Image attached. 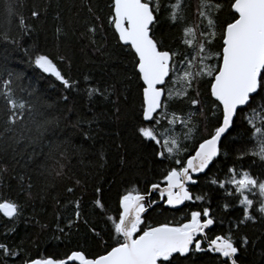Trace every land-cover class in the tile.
Masks as SVG:
<instances>
[{
	"label": "trees",
	"instance_id": "16d2710c",
	"mask_svg": "<svg viewBox=\"0 0 264 264\" xmlns=\"http://www.w3.org/2000/svg\"><path fill=\"white\" fill-rule=\"evenodd\" d=\"M143 1L155 16L151 37L172 57L148 122L136 56L113 30V0H0V204L15 209L0 213V264L108 252L122 242L120 201L163 185L220 125L210 87L234 0ZM194 179L178 209L152 195L135 236L208 214L209 237L230 241L237 264H264V69L218 156ZM158 264L229 263L191 248Z\"/></svg>",
	"mask_w": 264,
	"mask_h": 264
},
{
	"label": "water",
	"instance_id": "95a60500",
	"mask_svg": "<svg viewBox=\"0 0 264 264\" xmlns=\"http://www.w3.org/2000/svg\"><path fill=\"white\" fill-rule=\"evenodd\" d=\"M236 19L224 30L221 63L213 77L210 92L222 110V120L216 131L199 143L193 154L186 158L184 166L168 173L163 185H152L147 193L134 194L120 201L118 233L122 242L96 258H86L80 252L72 253L66 261L36 259L26 264H158L171 256L186 255L194 243V237L205 238V231L212 226L206 214L201 222L195 214L180 228L156 225L135 236L134 226L150 209L152 195L170 209H178L191 201L188 186L202 174L219 154L222 137L231 126L239 108L244 107L258 89L259 78L264 69V0H234L231 5ZM113 30L122 45L129 46L136 56V70L143 84V119L150 121L160 110L164 89L169 77L171 53L158 48L151 37V25L155 16L151 6L143 0H113ZM45 71L54 72L53 67ZM0 213L13 216L11 204H0ZM201 241L195 242L198 248ZM207 250L235 261L236 248L221 236L208 242Z\"/></svg>",
	"mask_w": 264,
	"mask_h": 264
},
{
	"label": "flooded vegetation",
	"instance_id": "af4514ba",
	"mask_svg": "<svg viewBox=\"0 0 264 264\" xmlns=\"http://www.w3.org/2000/svg\"><path fill=\"white\" fill-rule=\"evenodd\" d=\"M194 215H195V214H194ZM197 215H198V220H199V221L203 222V221L206 220V218H205L206 216L201 217L199 214H197ZM212 225H213V223H212ZM211 227H212V226H211ZM211 227H210V228H211ZM210 228H209V229H210ZM209 229H207V230L205 231V238H203L202 236H196V237H194V243H193V245L191 246V248H194V249L197 250V251H208V252H210L211 254L218 255V256H220L221 258L227 260L228 263L230 264L229 260L226 259V258H224V257H222L220 254H215V253H213V251L207 250L208 242L214 240L216 237L219 236V235H217V236H214V237H209V234H208V232H207ZM221 237H222V236H221ZM224 239H225V238H224ZM198 240L201 241V244H200V246L197 248V247L195 246V242L198 241ZM226 240H227V239H226ZM191 248H190V249H191Z\"/></svg>",
	"mask_w": 264,
	"mask_h": 264
},
{
	"label": "rangeland",
	"instance_id": "374dc122",
	"mask_svg": "<svg viewBox=\"0 0 264 264\" xmlns=\"http://www.w3.org/2000/svg\"><path fill=\"white\" fill-rule=\"evenodd\" d=\"M214 32V33H213ZM215 33H218V35L220 34V32H218V28H214L213 31H212V35H214ZM217 65V61L214 63V65L210 68V71L214 72V69ZM145 134L146 136H149V133L147 131H145ZM249 184H251V180L247 179V178H242L240 181H238V184L239 185V188H242V189H248L249 187ZM261 190L264 191V182L261 183L260 187H259ZM243 204H244V208L245 210H247V207H248V202L244 199L243 200Z\"/></svg>",
	"mask_w": 264,
	"mask_h": 264
},
{
	"label": "bare ground",
	"instance_id": "6f19581e",
	"mask_svg": "<svg viewBox=\"0 0 264 264\" xmlns=\"http://www.w3.org/2000/svg\"><path fill=\"white\" fill-rule=\"evenodd\" d=\"M32 261V260H31Z\"/></svg>",
	"mask_w": 264,
	"mask_h": 264
}]
</instances>
